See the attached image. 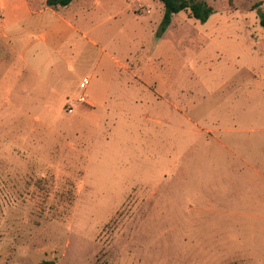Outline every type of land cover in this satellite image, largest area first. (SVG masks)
Segmentation results:
<instances>
[{
    "label": "rangeland",
    "instance_id": "1",
    "mask_svg": "<svg viewBox=\"0 0 264 264\" xmlns=\"http://www.w3.org/2000/svg\"><path fill=\"white\" fill-rule=\"evenodd\" d=\"M206 1L0 0V264H264V0Z\"/></svg>",
    "mask_w": 264,
    "mask_h": 264
},
{
    "label": "trees",
    "instance_id": "2",
    "mask_svg": "<svg viewBox=\"0 0 264 264\" xmlns=\"http://www.w3.org/2000/svg\"><path fill=\"white\" fill-rule=\"evenodd\" d=\"M74 0H45V6L56 10L68 7ZM163 7L159 33H163L171 23L172 17L180 12H187L190 18L205 23L213 8L206 0H157ZM257 4L256 6H260ZM259 24L264 32V12L257 10ZM42 264H54L53 262H43Z\"/></svg>",
    "mask_w": 264,
    "mask_h": 264
},
{
    "label": "crops",
    "instance_id": "3",
    "mask_svg": "<svg viewBox=\"0 0 264 264\" xmlns=\"http://www.w3.org/2000/svg\"><path fill=\"white\" fill-rule=\"evenodd\" d=\"M43 1V3L45 4V0H42ZM75 1V0H74ZM73 1V2H74ZM72 2V3H73ZM71 3V4H72ZM70 4V5H71ZM48 8V7H47ZM66 8V7H65ZM48 9H50V8H48ZM38 20L40 21V25H45V24H48V22H47V19L46 18H43V17H38ZM56 23V22H55ZM4 27H5V25H4ZM6 29V28H5ZM11 35V34H10ZM45 47H49V46H44V48ZM43 48V47H42ZM252 147H246V146H244V149H245V151H244V157H248L247 156V154H251V151H252V149H251ZM255 162V161H254ZM252 164L251 163H249V166H251ZM260 165L262 166V164L260 163Z\"/></svg>",
    "mask_w": 264,
    "mask_h": 264
},
{
    "label": "built area",
    "instance_id": "4",
    "mask_svg": "<svg viewBox=\"0 0 264 264\" xmlns=\"http://www.w3.org/2000/svg\"><path fill=\"white\" fill-rule=\"evenodd\" d=\"M86 83H87V80L84 79V81L81 83V87H84L86 85Z\"/></svg>",
    "mask_w": 264,
    "mask_h": 264
}]
</instances>
